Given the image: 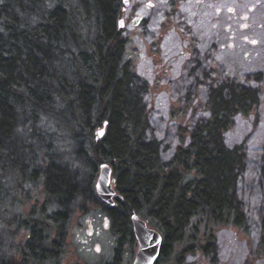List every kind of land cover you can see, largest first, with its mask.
Masks as SVG:
<instances>
[{
  "label": "trees",
  "instance_id": "16d2710c",
  "mask_svg": "<svg viewBox=\"0 0 264 264\" xmlns=\"http://www.w3.org/2000/svg\"><path fill=\"white\" fill-rule=\"evenodd\" d=\"M125 1L0 0V264L59 260L72 216L99 200L93 184L104 164L117 198L100 203L114 233L135 241L133 216L157 228V264L182 245L181 258L212 257L213 232L227 229L255 231L264 259V136L249 146L261 107L255 88L215 59L224 47L208 36L207 0ZM131 1L154 5L132 43L118 23ZM154 67L166 88L150 82ZM177 84L197 87V99L178 108L165 90ZM47 126L72 145L73 166L53 153ZM35 183L47 202L28 214L26 187Z\"/></svg>",
  "mask_w": 264,
  "mask_h": 264
},
{
  "label": "rangeland",
  "instance_id": "374dc122",
  "mask_svg": "<svg viewBox=\"0 0 264 264\" xmlns=\"http://www.w3.org/2000/svg\"><path fill=\"white\" fill-rule=\"evenodd\" d=\"M257 2L258 5H255ZM207 4L209 8H206L209 11L208 15L215 17L213 28L208 32V36L211 39H217L219 41L218 45L224 47L221 52L217 51L218 54L215 59L226 66L225 70L227 69L225 63L232 62L233 67L236 68L235 70L242 72L241 75L244 77L240 78L239 82L243 81L246 86L255 88L254 92H257L261 107L253 111L258 113L259 119L257 121L258 126L249 130L252 132L249 146L259 147V137L264 136V0H207ZM153 6L152 4V8L148 9L131 1L130 7L124 11L122 17L125 20L123 36L126 40H130L132 43L137 38L136 35L141 32L140 21L148 17L152 18ZM134 21L137 22L136 25H133ZM138 55L136 49L131 48L128 51V57L135 62V65L137 64L136 58ZM211 58L212 56H209V59ZM152 70L153 73L157 74L156 81H154L155 78L150 81L153 83V87L159 86L161 82V87L166 88L165 85L167 84L165 82L167 80L163 78L165 77L164 73H159L160 71L158 72L155 67ZM204 77L203 73L199 76V79H204ZM212 77L215 80L218 78L216 75H212ZM204 82L208 83V81ZM179 85H171V87L165 89L169 91L171 100H180V104H177L178 108L182 107L188 98L196 100L199 95V89L194 85L190 84L191 86L187 89H184L181 84ZM177 120V122H182L185 118L180 116ZM47 127L49 128L47 136L50 144L55 147L53 153L57 155L61 153L64 166L66 164L73 166L76 158L72 156V145L54 133V126ZM234 135L237 134L234 133ZM100 138H103V136ZM251 166L253 165L251 164ZM98 177L99 170L93 184L95 195L99 200L95 203L86 202L82 207L84 209L78 210L72 216L68 225L65 252L53 264L134 263L139 248L138 242L136 239L131 241L128 238L121 241V237L114 233L112 221L106 212L107 207L100 203L102 200L96 191ZM111 180L112 186L116 190L113 176ZM26 189L30 193V197L23 208L24 212L29 214L34 208L37 211L36 214H39V209L47 202V196L38 183L30 185ZM256 190L258 191V189ZM251 205L256 208L259 206L258 202L254 203V201ZM148 225L150 227L149 223ZM152 229L158 230L157 228ZM215 230H221V228H215ZM198 231L200 235H197V237L201 238L203 228H199ZM256 237L255 231L249 233V235L243 233L240 229H236L235 232H231L229 229L226 232L214 231L213 238L217 249L214 256L207 257L203 252H197L195 255L185 254L183 255L185 257L181 258L179 255L182 252V245L179 249L173 248L167 258L162 257L159 264H264V259L259 258L256 251L259 247L258 242L255 241ZM21 238L22 236H18V239L15 240L16 245L19 244ZM197 244L201 243L198 242ZM173 250L175 251L173 252ZM4 251L8 253L11 250L6 247ZM11 252L17 255L16 251Z\"/></svg>",
  "mask_w": 264,
  "mask_h": 264
},
{
  "label": "water",
  "instance_id": "95a60500",
  "mask_svg": "<svg viewBox=\"0 0 264 264\" xmlns=\"http://www.w3.org/2000/svg\"><path fill=\"white\" fill-rule=\"evenodd\" d=\"M122 22V23H121ZM137 22L134 21V25ZM125 21L119 20V28L123 29ZM103 132V135L100 133ZM105 130H100L99 137L104 136ZM112 169L110 166L104 164L100 167L99 177L96 183V191L99 198L106 204L113 206L116 198V191L112 186ZM133 234L138 242V252L133 264H155L159 258L162 247V236L154 229H150L146 222L139 217L132 218Z\"/></svg>",
  "mask_w": 264,
  "mask_h": 264
},
{
  "label": "bare ground",
  "instance_id": "6f19581e",
  "mask_svg": "<svg viewBox=\"0 0 264 264\" xmlns=\"http://www.w3.org/2000/svg\"><path fill=\"white\" fill-rule=\"evenodd\" d=\"M128 5H129V0H126V1H125V6H128ZM125 10H126V9H124V11H125ZM120 19H123V18H120ZM120 19H119V20H120ZM119 20H118V23H119ZM123 20H124V19H123ZM124 21H125V20H124Z\"/></svg>",
  "mask_w": 264,
  "mask_h": 264
},
{
  "label": "snow or ice",
  "instance_id": "6c2138e0",
  "mask_svg": "<svg viewBox=\"0 0 264 264\" xmlns=\"http://www.w3.org/2000/svg\"><path fill=\"white\" fill-rule=\"evenodd\" d=\"M121 23H122V22H121ZM100 135H103V132H101Z\"/></svg>",
  "mask_w": 264,
  "mask_h": 264
}]
</instances>
